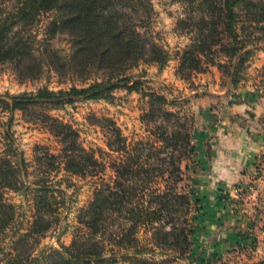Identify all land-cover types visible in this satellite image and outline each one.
<instances>
[{
    "label": "trees",
    "instance_id": "obj_1",
    "mask_svg": "<svg viewBox=\"0 0 264 264\" xmlns=\"http://www.w3.org/2000/svg\"><path fill=\"white\" fill-rule=\"evenodd\" d=\"M177 2L196 6L198 12V17L179 23L193 38L176 54L177 74L186 78L207 71L215 64L216 48L224 38V52L231 59V84H237L251 54L249 40H256L255 46L264 44V0ZM137 7L147 15L152 11L143 0H0V64H14L23 77H38L42 63L34 59L37 41L30 30L40 16L52 13L46 37L51 39L59 30H66L74 50L69 60L52 58L48 51L42 62L55 68L59 76L73 74L85 80L100 72L106 78L86 88L0 96V108L10 115L4 126L5 149L1 151L0 146V264L189 262L194 235L192 212L199 211V203L194 201L193 190L185 191L180 185L182 164L191 162L194 155L193 121L169 109L178 106L177 100L154 91L142 93L139 80L126 76L140 63L162 69L170 61L163 47L131 23L127 10L136 13ZM261 77L264 81V69ZM117 89L141 93L148 99L141 121L149 135L146 140L127 145L113 121L100 120L107 148L119 155L111 165L112 181L103 180L105 163L80 146L78 134L47 116H41L39 122L58 139L61 150L57 156L44 152L36 157L35 180L27 181L28 164L10 132L11 115L15 111L59 108L78 100H110ZM59 172L91 179L93 198L78 212L68 247L59 243V249L38 250L40 239L59 225L60 211L67 206L60 190L63 180L51 179L52 173L56 176ZM8 192L25 196L31 204V221L25 227L17 223L19 207L6 198ZM257 264H264V260Z\"/></svg>",
    "mask_w": 264,
    "mask_h": 264
},
{
    "label": "rangeland",
    "instance_id": "obj_2",
    "mask_svg": "<svg viewBox=\"0 0 264 264\" xmlns=\"http://www.w3.org/2000/svg\"><path fill=\"white\" fill-rule=\"evenodd\" d=\"M177 1L143 0V4L151 6L150 15L139 7L136 13L127 10L131 23L138 26L137 31L151 36L169 53L170 61L162 69L140 63L126 76L132 81L139 80L142 93L154 91L168 100H177L178 106L169 109L180 111L193 121L192 142L196 150L191 162L182 164L183 183L180 186L185 191L193 190L199 211L192 212L194 235L189 262L184 264H205L208 261L214 264L219 261V264H257L264 260V81L261 77L264 44L255 46L256 40H249L247 49L251 54L235 85L231 84L229 76L231 59L224 52V38L221 47L216 48L213 66L203 73L181 77L177 74L179 62L176 54L191 43L193 34L179 23L189 17H198V12L196 6L193 8ZM52 16V13L40 16L30 30L37 41L33 47L34 59L42 63L39 76L26 78L14 64H0V96L33 94L40 89L56 93L105 81L100 72L90 74L85 80L73 74L59 76L55 68L42 62L48 51L52 58L69 60L74 50L72 37L66 30H59L51 39L46 37ZM250 99L256 100L259 111L255 112L252 105L250 109L245 108V104L251 103ZM147 101L141 93L117 89L112 92L110 100H78L59 108H42L27 113L15 111L11 115L10 132L16 148L28 164L27 181L35 180L36 157L44 152L57 156L61 150L58 139L39 122L41 116L71 127L78 134L80 146L87 152L93 151L96 158L105 163L103 180L112 181L114 171L111 165L119 155L107 148L100 120L113 121L127 145L146 140L149 134L141 117L147 110ZM9 116L0 108L1 151L5 149L4 126ZM253 142L259 143L256 156L243 163L240 158ZM51 177L55 181L63 180L60 190L65 194L67 206L60 211L59 225L40 239L38 250L59 249V243L68 247L77 227L78 212L93 198L91 179L69 177L64 172L56 176L52 173ZM6 198L19 207L17 223L25 227L31 221L28 198L13 192H8ZM8 242L5 241V246Z\"/></svg>",
    "mask_w": 264,
    "mask_h": 264
},
{
    "label": "crops",
    "instance_id": "obj_3",
    "mask_svg": "<svg viewBox=\"0 0 264 264\" xmlns=\"http://www.w3.org/2000/svg\"><path fill=\"white\" fill-rule=\"evenodd\" d=\"M250 100H251L250 101L251 103L248 104V105L245 104V108L250 109L249 107L254 106L255 107V112L259 111L260 107L257 106L258 103L256 102V100H252V99H250ZM258 140H260V138H258ZM252 144H253V146H249L248 149H247L248 151L247 150L245 151V154H244L243 158H240V160L243 163H245L246 161L250 162V160L251 159L253 160V158L256 156V153H257V149L256 148L259 147V143L258 142L257 143L253 142ZM195 150H196V148H195Z\"/></svg>",
    "mask_w": 264,
    "mask_h": 264
}]
</instances>
